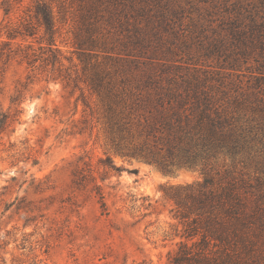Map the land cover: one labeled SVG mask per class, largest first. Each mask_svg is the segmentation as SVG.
Here are the masks:
<instances>
[{"label":"rangeland","instance_id":"obj_1","mask_svg":"<svg viewBox=\"0 0 264 264\" xmlns=\"http://www.w3.org/2000/svg\"><path fill=\"white\" fill-rule=\"evenodd\" d=\"M22 1L0 0V264H170L185 240L174 217L178 191L201 183L204 172L132 155L134 100L152 107V81L198 79L229 117L264 124L259 89L226 58L235 50L231 29L262 14L264 0ZM41 2L56 17L53 42L33 18ZM27 23L35 36L9 39ZM79 34L98 42L90 66L101 64L123 93L119 110L130 131L123 138L109 133L104 107L85 83L89 73L74 46ZM28 46L58 51L70 84L59 64L22 61ZM108 158L113 167L104 164ZM216 172L247 182L254 199L264 194V161L220 160ZM262 225L250 233L247 264H264Z\"/></svg>","mask_w":264,"mask_h":264},{"label":"trees","instance_id":"obj_2","mask_svg":"<svg viewBox=\"0 0 264 264\" xmlns=\"http://www.w3.org/2000/svg\"><path fill=\"white\" fill-rule=\"evenodd\" d=\"M262 5V14H251L249 24L238 21L231 29L235 50L226 58L233 61L229 65L231 70L249 74V82L252 80L259 89L256 101L264 103V3ZM4 11L6 16H10L12 8ZM33 18L39 27L45 29L50 40L58 33L54 11L46 2L37 3ZM29 25L26 24L24 32L18 29L10 31L9 39L16 41L19 35L35 36ZM74 46L83 63L84 73H89L85 83L104 107L109 133L123 138L130 132L119 110L123 93L114 85L110 73L101 70V64L96 62L90 66V60L99 57L98 42L79 34L75 37ZM50 53L28 46L21 50L20 56L33 68L38 62L53 68L59 64L60 76L70 84L72 75L62 74L63 64L58 51ZM249 60L253 65L243 70L240 64L243 62L247 66ZM171 68L165 72H171ZM179 78L182 82L175 78L166 80L165 84L150 82L148 87L152 92L149 94L157 97L152 107L134 100L132 155L163 168H199L204 172L201 183L178 191L174 217L184 228L182 236L185 240L180 243L170 264H247L246 256L253 247L250 233L255 227L263 226L264 222V203H260L264 202V194L255 195L254 199L250 190L252 186L247 182L229 181L219 172L213 174V169L214 164L228 159L262 163L264 124L250 127L229 117L223 105L214 99V89L206 87L205 81ZM1 124L4 125L5 120ZM104 164L113 167L110 158ZM95 190L102 215L108 216L102 186Z\"/></svg>","mask_w":264,"mask_h":264}]
</instances>
